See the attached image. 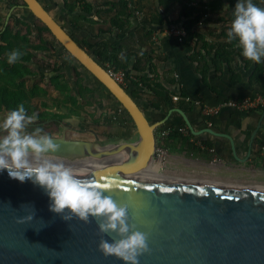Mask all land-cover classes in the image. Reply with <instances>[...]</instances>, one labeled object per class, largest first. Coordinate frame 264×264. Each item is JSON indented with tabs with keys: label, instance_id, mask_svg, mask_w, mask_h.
Instances as JSON below:
<instances>
[{
	"label": "water",
	"instance_id": "water-1",
	"mask_svg": "<svg viewBox=\"0 0 264 264\" xmlns=\"http://www.w3.org/2000/svg\"><path fill=\"white\" fill-rule=\"evenodd\" d=\"M22 2L20 7L49 30L134 124L136 141L108 144L66 138L62 127L59 136L51 135L58 145L51 155L117 205H126L132 230L146 235L147 251L138 255L137 264H264V189L148 174L157 128L164 121L151 123L130 94L38 0ZM172 111L189 126L180 109ZM48 203L40 187L0 171V264H122L98 249L101 238L116 237L99 233L96 218L65 221ZM29 213L33 219L22 221Z\"/></svg>",
	"mask_w": 264,
	"mask_h": 264
},
{
	"label": "crops",
	"instance_id": "crops-1",
	"mask_svg": "<svg viewBox=\"0 0 264 264\" xmlns=\"http://www.w3.org/2000/svg\"><path fill=\"white\" fill-rule=\"evenodd\" d=\"M38 1L58 23L70 30L68 18L71 14L65 10L62 0ZM84 1L96 10V14L91 12L90 16V22L94 26L95 33H98L100 28H108L106 20L109 13L106 15L107 13L102 6L103 0ZM256 2H259V0H256ZM234 3L235 0H220L221 6L216 11V18L229 19L230 9ZM224 5H227L228 8H225ZM129 6L133 13L123 31L109 29L108 33L105 31L98 34L94 40L81 31H72L71 35L80 45H82V42L89 41L104 42L120 47L123 54L145 53L146 58L149 59L147 65L151 64L152 68L150 71L149 66L143 62L144 71L139 75L151 82L160 84L170 94L164 111L149 109L143 100L138 102L151 123L164 121L157 128V133L167 128L170 130L171 126L177 128V130L182 129V131L178 130L177 135L168 133L161 140L160 143L168 153L167 162L164 166L155 165L158 167L156 171L149 172L158 176L173 177L186 181L264 189V103L248 110H236L220 106L223 101L230 99L241 100L246 97L254 99L259 96L264 98V93L259 86L252 84L250 81L254 70V62L249 61L246 64L245 61L248 60L237 54L239 48L234 45L235 53L228 65L222 64L219 69H216L212 64L213 54L209 52L206 55L201 52L208 65L207 73L202 77L197 71L196 63V60H201V58L196 56V60L194 59L195 53L203 50V42L208 46L219 42L229 43L224 36L230 21L203 25L199 30L203 36V42L193 40L183 44L168 34L169 28L165 23L162 25L147 23L150 18L155 19L160 14L159 0H129ZM110 13L112 14V12ZM8 14L16 15L22 19L32 18L25 8L10 7L5 0H0V16H3V21L0 20V32L10 17ZM100 16L103 18L101 19ZM167 16L169 20L177 19L178 9L172 8ZM146 24L154 32L148 40H143V43H140L137 33ZM117 35L119 36L116 37ZM51 40L45 36V41L50 43ZM49 46L47 47L49 48ZM50 52L48 55L53 58L57 54L53 51ZM36 54L40 57L45 55L40 52H36ZM66 56V54H62L56 59L47 60L51 65L60 64L56 61L61 59L60 61L65 62L64 58ZM35 63L37 64V62L31 60L26 64V67L28 68L30 65L35 67ZM132 64L133 57L131 56L128 71H125L128 77L125 76L122 87L128 91L142 90L140 83L134 79V77H137L136 74H133L130 70ZM260 65L263 69L262 76L264 78V64ZM71 67L75 66H70V70ZM106 67L111 68L109 65ZM78 71L82 79L83 89L90 90L85 98L92 102L90 105L97 102L92 112H96L98 117L102 118L101 121L90 123L91 118L84 108L85 104L79 99L78 105L88 114L85 120L93 125L92 130L86 129L82 134L87 136L98 135L97 137H100V139L110 137L114 143L136 141L138 136L134 124L127 117V114L94 77L83 68L78 69ZM49 75V72L38 68L37 73L34 74L25 72V78L31 83L30 89H32L33 81L38 76H43V82L38 86L44 89V94L46 89H58L55 85L47 83ZM63 78L61 80L64 82ZM66 80L69 84H66V87H70L75 91L74 77L73 85H70V79ZM70 94H66L62 97V100H65ZM174 97L176 100L173 99ZM63 105L60 106L65 109ZM176 108L185 114L189 126L179 113L172 111ZM66 109L67 111L72 110L71 107ZM211 109H215L216 112L210 113ZM75 112L72 113L79 116V113ZM75 118L82 122L79 118ZM80 118L83 117L80 116ZM81 139L92 140L90 138Z\"/></svg>",
	"mask_w": 264,
	"mask_h": 264
},
{
	"label": "trees",
	"instance_id": "trees-1",
	"mask_svg": "<svg viewBox=\"0 0 264 264\" xmlns=\"http://www.w3.org/2000/svg\"><path fill=\"white\" fill-rule=\"evenodd\" d=\"M5 2L8 3L10 7L15 8L24 5L22 0H5ZM62 2L65 10L71 14L70 18H68V26L70 30H67L63 25L61 26L70 35L72 31H81L86 33L92 40L96 39L98 34H102L105 31L108 33L109 29L123 31L133 13L129 6V0H103L102 6L107 13L106 15L109 13L108 19L106 20L108 28H100L98 33H95L94 26L90 22L91 12L96 11L93 6L86 3L84 0H62ZM220 6V0H159L160 14L155 19L150 18L147 23L155 25H162L165 23L169 29H183L186 33L182 40L183 44H187V42L193 40L200 42L202 41L203 36L199 30L203 25L209 23H225L227 20L230 21V18H216V11ZM174 7L178 9V17L175 20H169L167 14ZM110 12H112V14ZM204 14H208V17L202 21L201 25H199L198 23L201 22ZM31 17V19H22L16 15H10L6 25L0 32V110L6 111L15 107L18 103L23 102L26 110L29 112V109L31 108V100L44 94V89H41L38 86L43 82V76H38V78L33 81L32 89H30L31 83L25 78V72H27L26 64L29 61L32 60L37 62L38 66L43 71L49 72L50 75L47 78L48 84H53L55 87H59L58 84H60V87L62 88L63 81L61 80L62 75L60 74V71L63 65H50L47 59H56L58 56L66 54L70 60H74L52 37L48 29L32 15ZM102 18L103 17H101V19ZM153 32V30L147 27V24L146 26L141 27L137 33L140 43H143V40H148ZM47 35L52 37L50 43L45 41V36ZM31 36H34V39H32ZM118 36L119 35L116 37ZM48 45H50L49 48L47 47ZM234 45L235 42H229L226 44L219 42L208 46L203 42V50L197 51L194 55L195 60L196 56H200L199 58H201V60H196L197 71L200 75L204 77L208 69L206 60L201 52H204L206 55L209 54V52L213 54L214 59L212 64L216 69H219L222 64L228 65L230 59L235 53L233 49ZM81 46L104 68L107 69L106 66L109 65L114 71H128L129 60L132 56L133 64L131 65L130 70L133 74H136L137 77H134V79L140 83V88L143 89L138 91L125 90L138 105L139 100H143L146 102L149 109L155 111H164L166 109L170 95L168 91L160 84L151 82L149 79L139 75L144 71V66L142 67L143 62L147 65L149 61V59L146 58L145 53H127L124 54V59H121V48L111 44L89 41L82 42ZM14 48L19 49L23 55L18 62L9 65L5 62V54ZM50 51L57 53L54 58L48 55V53H51ZM36 52L44 53L45 55L44 57H40ZM245 62L247 64L249 61ZM77 66L71 67L76 87L75 92L65 98L64 102L69 105H63L65 109L71 107L75 111L80 108L78 105L79 99L84 102L85 106H89L92 103L85 98V95L88 94L90 90L83 89L81 84L82 79L78 71V69H81L82 67L79 64ZM147 66H149V70L151 71L152 65L150 64ZM262 72V66L254 63V70L251 74L250 81L252 84L258 85L260 90L264 93V78ZM125 76L128 77L126 74ZM58 107L61 108L62 106L59 105ZM140 108L144 111L141 106ZM182 126L184 125L182 124ZM169 134L177 135V128L171 126Z\"/></svg>",
	"mask_w": 264,
	"mask_h": 264
},
{
	"label": "clouds",
	"instance_id": "clouds-1",
	"mask_svg": "<svg viewBox=\"0 0 264 264\" xmlns=\"http://www.w3.org/2000/svg\"><path fill=\"white\" fill-rule=\"evenodd\" d=\"M224 38L235 42L244 59L264 64V0H235ZM22 55L14 48L5 54V62L15 64ZM120 58L124 59L123 52ZM37 119V114L28 112L23 102L0 118V171H6L10 179L21 183L27 179L40 187L48 197L49 210L65 221L73 217L83 222L90 216L96 218L99 233H114L116 237L111 241L101 238L100 252L122 264H137L138 255L147 251L146 235L132 230L126 205H117L96 185L77 177L71 167L53 159L51 154L58 145L41 126H33ZM33 216L29 213L21 219L31 221Z\"/></svg>",
	"mask_w": 264,
	"mask_h": 264
},
{
	"label": "rangeland",
	"instance_id": "rangeland-1",
	"mask_svg": "<svg viewBox=\"0 0 264 264\" xmlns=\"http://www.w3.org/2000/svg\"><path fill=\"white\" fill-rule=\"evenodd\" d=\"M6 1H8V0H6ZM1 19L3 21V16H0V20ZM46 37L49 40H51V37L49 35H47ZM31 38L34 39V36H31ZM64 59H65V62L60 61L61 59L56 61L57 63H60L61 65H63L61 68V71H60L62 78L64 77L63 78L64 82L62 84L63 89H59V88H61L60 84H58V86H59V87H57L58 89H46V92L43 96L38 97V98H34L31 100V108L29 109V112L30 113L35 112L37 114V116H38L37 121L38 122L43 121L44 119H54V118L61 122V124L58 126H55L51 122H49L48 126H44V127L41 126L43 128L44 132H48V131L49 132H55L56 133L55 135L59 136L61 133L62 127H65L66 138H74V137L87 138V139L90 138V139H92L91 141H94L97 144H101V143L108 144L110 142L114 143V142H112L110 137H106V138L104 137L105 139H100V137H97L98 135L97 136H95V135H93V136L88 135L87 136L86 134L85 135L82 134L83 131H85L86 129L92 130L93 125L90 124V123H93L92 121H98V120L101 121L102 120V118L98 117V114H96V112H92V111H94V106L97 104V102H95L94 105L93 104L90 105V107H88V106L84 107L90 115V118H91L90 123L87 120H85L88 117V114H86V112L83 111V109H81V106L79 109H76V112L74 110L75 113H79V116L72 113L73 109H72V111H71V109L69 111H67V109H63V108L58 107L59 105L64 104L65 100H62V97L66 96V94H68V93L73 94L75 92L74 89H70V87H66L67 85H69L67 83L68 80H66V79H70V85H73V76H72V73H71V70L69 67L72 65H74L76 67L78 64L75 60H70L68 58V56H66V58H64ZM37 68L39 70H41V68L38 66V64H36L35 67L30 65L27 68V73L28 74L37 73ZM65 104H67V103L65 102ZM67 105H69V104H67ZM89 111L92 113V115ZM4 114H5V112H3L2 114L0 113V116L3 117ZM80 116L83 118H80ZM75 117L79 118L82 122H80L79 120H76ZM86 121H87V123H86ZM95 137L98 139H96Z\"/></svg>",
	"mask_w": 264,
	"mask_h": 264
},
{
	"label": "built area",
	"instance_id": "built-area-1",
	"mask_svg": "<svg viewBox=\"0 0 264 264\" xmlns=\"http://www.w3.org/2000/svg\"><path fill=\"white\" fill-rule=\"evenodd\" d=\"M208 17V14H204L201 22H199L198 24L201 25L202 21L204 19H206ZM168 34L172 37H174L178 42H182V40L184 39L186 33L183 29L181 28H171L168 29ZM108 73L110 74V76L121 86L124 83L125 80V72L123 71H114L112 68H107ZM174 100H176V98H173ZM264 103V98L263 97H256L254 99L251 98H242L241 100H234V99H230V100H226L223 101L221 103L220 106H224L227 108H232V109H236V110H248L251 108H255L258 105H262ZM211 112H216V110H210ZM179 131H182V129H178ZM169 133V129H165L160 131L159 133H157L156 135V147L154 150V158L153 161L151 163V165H158V166H164L167 162V158H168V153L166 151V149L162 146V144L160 143L161 140L168 135Z\"/></svg>",
	"mask_w": 264,
	"mask_h": 264
},
{
	"label": "flooded vegetation",
	"instance_id": "flooded-vegetation-1",
	"mask_svg": "<svg viewBox=\"0 0 264 264\" xmlns=\"http://www.w3.org/2000/svg\"><path fill=\"white\" fill-rule=\"evenodd\" d=\"M3 112H6V111H4V110H0V113L2 114ZM1 117V116H0ZM2 118V117H1ZM49 122H51V123H53L55 126H58V125H60L61 124V122L59 121V120H57V119H44L43 121H40V122H38V121H35V122H33V126H35V125H39V126H48L49 125ZM61 132H62V130H61ZM65 132V131H64ZM46 133H48V134H50V135H55L56 133L55 132H46ZM61 134V133H60ZM95 136H97V135H95ZM96 138V137H95ZM69 139H81V138H76V137H74V138H69ZM96 139H98V138H96Z\"/></svg>",
	"mask_w": 264,
	"mask_h": 264
},
{
	"label": "bare ground",
	"instance_id": "bare-ground-1",
	"mask_svg": "<svg viewBox=\"0 0 264 264\" xmlns=\"http://www.w3.org/2000/svg\"><path fill=\"white\" fill-rule=\"evenodd\" d=\"M157 168H158L157 166L152 165L151 168H148V170H147L148 172L147 173L150 174V175H153V176H158L156 174H153V173L149 172V171H152V172L156 171Z\"/></svg>",
	"mask_w": 264,
	"mask_h": 264
},
{
	"label": "snow or ice",
	"instance_id": "snow-or-ice-1",
	"mask_svg": "<svg viewBox=\"0 0 264 264\" xmlns=\"http://www.w3.org/2000/svg\"><path fill=\"white\" fill-rule=\"evenodd\" d=\"M104 187H108L107 185H105Z\"/></svg>",
	"mask_w": 264,
	"mask_h": 264
}]
</instances>
